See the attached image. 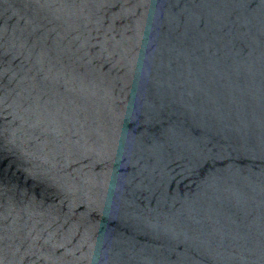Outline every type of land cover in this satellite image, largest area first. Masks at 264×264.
I'll return each mask as SVG.
<instances>
[{"label":"water","instance_id":"water-1","mask_svg":"<svg viewBox=\"0 0 264 264\" xmlns=\"http://www.w3.org/2000/svg\"><path fill=\"white\" fill-rule=\"evenodd\" d=\"M0 264H264V0H0Z\"/></svg>","mask_w":264,"mask_h":264}]
</instances>
